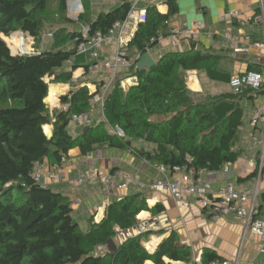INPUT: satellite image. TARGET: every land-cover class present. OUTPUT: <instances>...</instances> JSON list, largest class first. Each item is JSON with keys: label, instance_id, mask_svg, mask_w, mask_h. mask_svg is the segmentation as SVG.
Listing matches in <instances>:
<instances>
[{"label": "trees", "instance_id": "16d2710c", "mask_svg": "<svg viewBox=\"0 0 264 264\" xmlns=\"http://www.w3.org/2000/svg\"><path fill=\"white\" fill-rule=\"evenodd\" d=\"M58 4L64 23L53 31L51 46L13 54L1 34L21 31L42 42L43 13L49 0H0V264H146L149 260L168 264L165 257L191 262V247L176 248L172 234L150 252L142 241L151 231L129 237L114 255L97 252L110 239L115 240L118 230L135 227L142 211L159 214L164 206L150 207L143 193L126 195L110 203L100 221L95 216L89 218V228L84 230L70 197L36 180V164L45 159L52 166L61 163L75 148L82 155L117 148L132 150L167 168L187 164L195 170L218 171L241 156L236 146L245 113L242 100L255 99L264 90L243 88L207 94L198 101L187 86L186 71L205 69L211 79L223 82L231 75L217 70L219 56L215 54L195 48L171 51L157 61L149 75L136 70L134 62L130 75L138 81L125 88L118 78L106 96L104 119L74 137L69 130L71 113H90L91 99L104 82L97 84L95 92L83 85L62 95L61 102L71 105L69 111L51 110L47 103L50 84L73 83L74 70L64 66L83 40L82 32L68 24L83 23L90 17L87 9L78 19L70 18L68 0ZM168 4L167 13L155 5L147 7V19L139 23L128 50L133 47L143 55L167 34L170 18L178 11L177 0H168ZM130 8L124 0L108 12H100L89 24V35L106 34L115 23L127 19ZM47 125L53 126L52 139L45 132ZM116 126L125 134L113 132ZM140 139L156 148L146 151L134 147L133 141ZM259 163L247 178L258 172ZM215 259L224 260L214 250L206 249L202 254L206 263Z\"/></svg>", "mask_w": 264, "mask_h": 264}, {"label": "crops", "instance_id": "0c3cea01", "mask_svg": "<svg viewBox=\"0 0 264 264\" xmlns=\"http://www.w3.org/2000/svg\"><path fill=\"white\" fill-rule=\"evenodd\" d=\"M89 1L92 4V1ZM123 1L113 0L112 3H98L100 6L92 13L87 23L84 24L89 26L90 22L100 12H108L119 6ZM147 1L142 7L147 8L150 5H155L163 13L169 11L168 0ZM177 5L178 11L170 18L167 34L162 35L159 43L149 50L156 61L167 52L188 51L195 48L219 56L217 70L220 73L230 74L231 78L249 69L264 72V51L255 48L245 40V36L251 35L254 41H264V24L249 21L242 25L236 19H229L227 17L232 11H239L243 16L247 17L261 13L262 7L260 0H177ZM197 19L204 20L206 24V28L198 41L192 42L188 39H183L177 42L172 38L170 31L173 26L183 28L186 23L190 24ZM139 23L140 21L138 19L130 20L128 26L129 42L135 36ZM229 33L236 38L235 44H232L231 40L227 37ZM194 44L196 46L193 47ZM107 54L108 49H105L97 60L90 54L77 53L74 55L64 66L67 70H74V85L73 83H57L58 85H55L63 89L61 90L62 93L59 94L56 93V90L53 92L54 99L51 101V105H49L51 110L63 109L65 104L61 102V96L78 86L87 85L88 87H92L90 89L94 92L97 90L98 82H104L106 84L110 79L108 78L110 75L103 68L104 64L102 67L100 63H105V55ZM141 56L137 49H135L134 56L131 57L130 55L129 59L131 58L130 61L133 64ZM222 62L224 63L222 64ZM231 63L234 64L233 68L230 66ZM92 64L96 67L95 71L89 69V66ZM94 73L98 77L96 75L90 77V74ZM186 74L188 78L187 86L193 94L202 96L206 94L218 95L235 92L229 84L231 79L227 82L211 79L205 69L188 70ZM120 79L125 84L129 82L126 88L138 81V78L133 75H124ZM82 80L84 82H81ZM260 94H264V92L259 93L257 97ZM255 99L245 98L242 100L241 104L245 113L243 125L240 127L241 139L251 137L258 143L253 154L251 153L253 158H250V155L240 156L238 161L233 163L231 167V175H227L223 171V166L218 171L208 170L205 172L204 178L213 181L215 190L229 180L239 188L253 186V177H247L254 172L258 160L261 158L264 130V120L260 119L257 125L252 123V120L257 116L258 112L264 109V105L261 106L255 102L253 103V109L250 108L247 101ZM100 108L103 110L102 106ZM94 113L95 110L92 109L90 113L92 118L95 116ZM102 115L104 116L103 111ZM103 119L104 117L100 118V121ZM76 124L77 126L74 127V132L70 131L74 137L79 136L86 127L78 123ZM133 146L145 149L146 151H153L156 148L155 144L147 143L142 139L138 141L134 140ZM236 148L241 152L240 147L236 146ZM44 162L48 165L47 170H49L50 176H46L41 181L42 185L69 196L73 202L74 215L77 220L78 216H84L89 220V218L97 214L96 221H100L105 216L107 206L110 203L121 197L135 193H143L146 195L150 207H154L156 204L163 205L165 210L159 214H153L151 211H142L137 217L138 224L131 229L136 230L141 225H144L141 227L144 228L147 223H151L157 227L153 229L157 233H152L149 236L150 247L145 245L150 252H155L162 240L171 234L174 236V246L176 248H183L184 246L191 247L193 252V260L191 262L173 261L165 257L164 260L168 264H194L196 259L202 257L206 249L214 250L224 260H230L232 264H234L237 258H239V264H264V242L253 231L249 230L245 232V224L241 218L229 214L218 221H212L210 211L202 209L193 196L189 198L190 205L183 208L179 206L170 194L150 189L143 190L137 183L131 184L129 189L124 192H106L100 182H87L83 185L75 184V181L80 177L88 176L92 168L105 172H129L136 179L146 184H152L154 180L165 177L159 171L158 164L151 163L139 157L132 150L100 148L88 155H82L81 150L75 148L70 151L68 161L60 169L54 168L48 159H45ZM168 177L174 179L179 176L169 173ZM261 187L264 192V182ZM262 194L260 197V216L264 218V197ZM139 234H137V231H134V234L131 236L133 237ZM146 264L156 263L149 260Z\"/></svg>", "mask_w": 264, "mask_h": 264}, {"label": "built area", "instance_id": "2783aa9c", "mask_svg": "<svg viewBox=\"0 0 264 264\" xmlns=\"http://www.w3.org/2000/svg\"><path fill=\"white\" fill-rule=\"evenodd\" d=\"M125 1L131 5V8L128 17L124 22L115 23L106 34L98 32L94 36H90L88 29H86L82 33L83 40L77 45V53L90 54L96 60L101 56L99 49L103 46L104 42L114 41L117 45V55L115 60L105 61V69L109 75H111L112 80H110L108 84H104L101 90L92 97L91 104L93 106L100 105L104 107L105 99L112 81L117 79L121 69L130 68L132 66V62L127 53V46L129 43L128 26L130 20L138 19L140 22H143L147 19V8L142 7V5H145L148 2L147 0ZM260 1L262 7L261 13L247 17L243 16L239 11H232L227 17L229 19H236L242 25L249 21L264 24V0ZM68 9L71 11V16L74 19H78L79 15L84 12L81 0H68ZM205 28L206 24L204 20L197 19L190 24L186 23L183 28L173 26L170 32L172 38L177 42L183 39H188L193 42L200 39ZM227 37L231 40L232 44H235L236 38L231 33L227 34ZM245 40L251 43L255 48L264 51V41H254L251 35L245 36ZM20 51L21 52H14L13 54L32 53L28 50ZM89 69L95 71L96 67L92 64L89 66ZM126 84L129 85V82ZM229 84L235 92H239L243 88L264 90V72L255 69L246 70L241 74L233 76ZM70 107L71 105L67 103L64 105L63 109L69 111ZM71 118L74 122L83 126L93 124V118L90 113L72 112ZM260 119L264 120V109L258 112L257 116L252 120V123L257 125ZM111 130L121 135L125 134V130L120 126L112 127ZM262 142V154L258 172L253 176L252 187L239 188L235 183L229 180L215 190L213 187V181L204 178V173L208 171L207 169L195 170L189 168L187 164L176 165L173 168L158 165L159 171L164 174L165 177L154 180L152 184H146L139 181L129 172H105L96 168H92L89 171L88 176L77 179L75 184L83 185L87 182H100L106 192H124L129 189L131 184L137 183L143 190L150 189L170 194L179 206L183 208L190 205L189 198L193 196L196 198L202 209L210 211L212 221H218L226 215L233 214L242 219L245 224V232L249 230L253 231L264 242V218L260 216V197L263 192L261 186L264 182V173L262 172V166L264 165V130ZM68 159V156H64L61 163L55 164L53 167L60 169ZM232 165L233 163L231 162H227L223 165L222 169L227 175H231ZM47 168L48 165L46 162L36 164L34 176L40 183L46 176H50V172ZM169 173L178 175L179 177L170 179L168 177ZM156 228L157 227L153 225L152 227L145 226L143 229L151 230ZM194 264H232V262L230 260L215 259L206 263L201 257L196 259ZM234 264H239V258L235 260Z\"/></svg>", "mask_w": 264, "mask_h": 264}, {"label": "rangeland", "instance_id": "374dc122", "mask_svg": "<svg viewBox=\"0 0 264 264\" xmlns=\"http://www.w3.org/2000/svg\"><path fill=\"white\" fill-rule=\"evenodd\" d=\"M82 3H83V10L84 12L87 11V9H89V14H90V17L92 15V13H94L96 11V9H98V7L100 6L98 3L100 2H103V3H112L113 0H91L92 1V4L91 2L89 1V3L87 2V0H81ZM58 2L59 0H49V8L47 9L46 12L43 13V19H44V30H43V39H42V42L40 41H35V39L28 35L27 33H23L21 31H18V32H15L13 33L12 35L10 36H6L5 34H1V37L8 43V45L10 46L11 50H12V53H16L17 51L21 52L20 49L18 50H15L16 49V45L15 43L13 42V36L15 34H21V41L23 40L24 44H25V47H22L21 49L22 50H28L30 52H33L35 51L37 48H47V47H50L51 44H52V36H53V31L56 30L60 25H62L64 22H62L63 18H62V15L61 13L59 12V8H58ZM83 13V12H82ZM72 13L71 11H69V9L67 10V16H69L70 18H73L72 16ZM89 17V18H90ZM89 20V19H88ZM87 20V21H88ZM87 21L83 22V23H76V24H68V26L71 28V29H75V30H80L82 33L89 28L88 25L84 24V23H87ZM84 24V25H83ZM52 34V36H51ZM16 36V35H15ZM14 36V40L16 41V43H19V39H18V36L15 37ZM227 44V43H226ZM19 45H21L19 43ZM105 49L107 50L108 49V54L105 55L106 56V61H114L115 60V57L117 55V45H116V42L114 41H111V42H104L103 46L99 49V52L100 54H102ZM130 51H128V48H127V53H128V56L131 55V57L134 56V52H135V48L133 47H130L129 48ZM129 52H130V55H129ZM131 59V58H130ZM224 62H222L223 64ZM103 64H104V67H103ZM100 65H102L103 68H105V63H100ZM232 68L234 67V64L231 63L230 65ZM106 70V69H105ZM121 73H119V78H122L124 77V75H130L132 73V66L130 68H123L120 70ZM96 74H90V77H93L95 76ZM98 77V75H96ZM100 78V77H99ZM108 78H110L108 80V82H110V80H112L111 78V75L108 76ZM118 78V77H117ZM46 79L48 81H52V78L49 77L48 75H46ZM186 81L188 80L187 78V74H186V77H185ZM117 79H115L114 81H112L111 83V87L110 89L112 88L114 82L116 81ZM81 82H84L83 80ZM106 82V83H108ZM80 83V81H79ZM100 83V82H98ZM58 85L57 83H53L51 82L50 85ZM122 85L126 88L127 87V84H125L124 81H122ZM89 88H92V87H89ZM94 89V88H93ZM109 89V91H110ZM51 94V89H50V92H49V96ZM207 95V94H206ZM206 95H202V96H199L196 94L195 98L196 100L200 101V100H203L204 97ZM49 96L47 98V103L49 105H51V101L54 99V97H52V100H49ZM53 96V94H52ZM250 105V108L253 109V103L255 102L256 104L258 105H264V94H260L255 100H248L247 101ZM245 102V103H247ZM95 110V116H93V124L92 125H95L96 123L100 122V118H103L104 116L102 115V109L100 108L99 105H94V107L92 108ZM91 113V112H90ZM48 126V125H47ZM52 126V125H51ZM77 126V124L71 120L70 121V124H69V129L70 131H73L74 132V127ZM138 141V140H136ZM149 143V142H147ZM257 145L258 143L255 142L253 140V138L249 137H245L244 139H239L238 142H237V146L241 148V156L243 155H250V158H253L251 156V153L253 154V152L255 151V149L257 148ZM95 218H97V214H95ZM78 220L79 222L81 223L82 227L85 228V229H88V220L83 216H78ZM142 226L144 225H141L140 228H136V230L134 229H128V230H118V234L115 238V242L117 243V245L121 244L122 242H124L126 239L129 238V235H133L134 234V231L136 232L137 231V234H139V232L141 233H147L148 229H143L141 228ZM145 226H149V227H152L153 225L151 223H147ZM152 233H157V231H154L153 229H151ZM143 244L150 247L149 243H150V237H145L143 238ZM108 251V248L107 246H104V247H100L99 249H97V252H100V253H106Z\"/></svg>", "mask_w": 264, "mask_h": 264}, {"label": "water", "instance_id": "95a60500", "mask_svg": "<svg viewBox=\"0 0 264 264\" xmlns=\"http://www.w3.org/2000/svg\"><path fill=\"white\" fill-rule=\"evenodd\" d=\"M194 46H196V44H194L193 47ZM156 64H157V61L155 60V58L151 55L149 51H147L141 56L139 60L136 61L135 68L136 70L145 71L146 74L149 75L152 72L153 68L156 66ZM52 87L53 85H50V89ZM88 128L89 126H86L84 128V131L87 130ZM45 132L50 139L53 138L54 133H53V127L51 125H48L47 129L45 128ZM129 237H132V236L129 235ZM107 248H108V252L111 255H114L118 250V245L114 239H110L107 243Z\"/></svg>", "mask_w": 264, "mask_h": 264}, {"label": "bare ground", "instance_id": "6f19581e", "mask_svg": "<svg viewBox=\"0 0 264 264\" xmlns=\"http://www.w3.org/2000/svg\"><path fill=\"white\" fill-rule=\"evenodd\" d=\"M132 20H133V19H132ZM15 35H16V36H15ZM15 35H14L15 37L18 36L19 43L21 44V45H19V43H16V41L14 40V36H13V39H12V40H13V42L15 43V45L17 46L15 50H18V49L22 50L21 48H22V47H25V44H24L23 40L21 41V39H20L21 34H18V33H17V34H15ZM21 38H22V37H21ZM21 42H22V43H21ZM23 51H24V50H23ZM55 85H56V84H54L53 87L51 88V94H50V96H49V100H52V97H53L52 94H53V92H55V90H56V93H58V94H59V93H62L61 90H62L63 88H62V87H61V88H60V87H57V86H55ZM45 128L47 129L48 126L45 127Z\"/></svg>", "mask_w": 264, "mask_h": 264}]
</instances>
